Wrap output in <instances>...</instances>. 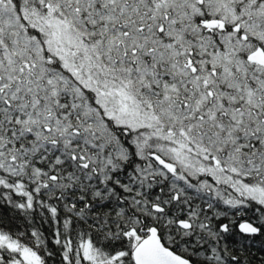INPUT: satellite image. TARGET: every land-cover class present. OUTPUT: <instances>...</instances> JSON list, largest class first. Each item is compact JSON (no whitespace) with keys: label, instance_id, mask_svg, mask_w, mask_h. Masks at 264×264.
Segmentation results:
<instances>
[{"label":"snow or ice","instance_id":"obj_1","mask_svg":"<svg viewBox=\"0 0 264 264\" xmlns=\"http://www.w3.org/2000/svg\"><path fill=\"white\" fill-rule=\"evenodd\" d=\"M0 264H264V0H0Z\"/></svg>","mask_w":264,"mask_h":264}]
</instances>
